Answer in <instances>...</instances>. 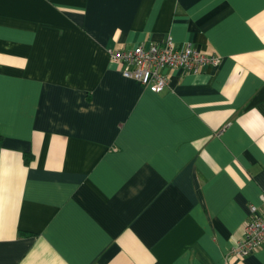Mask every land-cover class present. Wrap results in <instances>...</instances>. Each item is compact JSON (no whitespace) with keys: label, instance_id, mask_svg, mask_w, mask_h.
<instances>
[{"label":"crops","instance_id":"obj_1","mask_svg":"<svg viewBox=\"0 0 264 264\" xmlns=\"http://www.w3.org/2000/svg\"><path fill=\"white\" fill-rule=\"evenodd\" d=\"M222 59L154 93L110 50ZM0 264H264V0H0Z\"/></svg>","mask_w":264,"mask_h":264},{"label":"built area","instance_id":"obj_2","mask_svg":"<svg viewBox=\"0 0 264 264\" xmlns=\"http://www.w3.org/2000/svg\"><path fill=\"white\" fill-rule=\"evenodd\" d=\"M109 54L112 61L122 67L125 78L136 81L154 93H161L169 86L166 70L181 69L199 74L207 66H219L222 61L219 57L203 54L192 44L179 46L172 39L162 44H141L129 50H110ZM250 213V219L243 225L242 239L231 250V254L240 259L264 247V212L251 206Z\"/></svg>","mask_w":264,"mask_h":264},{"label":"trees","instance_id":"obj_3","mask_svg":"<svg viewBox=\"0 0 264 264\" xmlns=\"http://www.w3.org/2000/svg\"><path fill=\"white\" fill-rule=\"evenodd\" d=\"M2 139H3V136H2L1 131H0V143H1Z\"/></svg>","mask_w":264,"mask_h":264}]
</instances>
